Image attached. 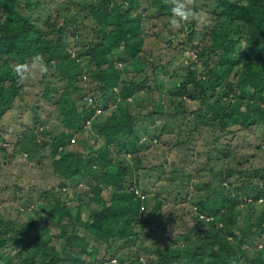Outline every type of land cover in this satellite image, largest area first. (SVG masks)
I'll return each mask as SVG.
<instances>
[{
    "label": "trees",
    "instance_id": "obj_1",
    "mask_svg": "<svg viewBox=\"0 0 264 264\" xmlns=\"http://www.w3.org/2000/svg\"><path fill=\"white\" fill-rule=\"evenodd\" d=\"M152 1L63 0L53 5L0 0V133L5 135L0 152L11 153L15 161L24 155L30 161L45 157L42 165L49 162L54 176L52 187L39 194L33 207L20 209L24 221L0 215V264H105L101 254L116 256L119 264H144L139 259L148 254V264H264V167L211 166L199 189L205 193L192 203L193 214L165 213L168 199L151 198L142 184L150 170L142 178L139 174L144 151L157 138L150 134L154 138L140 144L147 131L140 129L145 115L136 108L143 103L139 92L150 94L153 108L147 116L168 115L180 126L190 117V136L210 130L224 156L232 151L222 147V137L240 131L259 130L258 147L264 149V0H195L198 15L209 17L201 25L199 20L182 22L171 31L177 42L167 43L184 60L173 74H168L171 61L166 65L161 54L148 59L144 53L143 14ZM160 1L171 15L169 5ZM145 2L147 8L139 10ZM37 53L48 68L43 74L47 81L53 72L66 80L59 108L69 131L56 134L37 123L11 146L8 137L16 134L5 133L2 120L26 91V80L19 82L13 69ZM85 59L92 62L89 71L101 95L120 105L108 116L87 102ZM161 74L167 76V88ZM192 102L197 108H191ZM100 139L105 144L95 151ZM99 169L104 174L96 182ZM77 177L94 184L84 195L64 197ZM175 177L179 196L184 187L177 167L172 182ZM260 202L262 211L256 213ZM175 226L178 230L168 233ZM6 251H15L16 257L5 258Z\"/></svg>",
    "mask_w": 264,
    "mask_h": 264
},
{
    "label": "rangeland",
    "instance_id": "obj_2",
    "mask_svg": "<svg viewBox=\"0 0 264 264\" xmlns=\"http://www.w3.org/2000/svg\"><path fill=\"white\" fill-rule=\"evenodd\" d=\"M42 3L49 2L54 5V1L63 0H39ZM67 1V0H65ZM76 1V0H69ZM86 1V0H79ZM149 9L143 14L142 30L146 34V46L145 52L151 57L161 54V61L167 65L168 62V74H173L175 70H180L179 64L183 62V56L181 51L174 49L173 46L167 43L168 40H175L171 31L173 30L169 25V12L168 9L162 8V2L160 0H153L149 2ZM52 5V6H53ZM145 2L141 8H147ZM170 9V8H169ZM208 14L200 13L199 25L202 22L208 20ZM178 29V28H177ZM175 29V30H177ZM173 30V31H175ZM160 40V41H159ZM85 73L83 76V89L87 88L88 96L87 102L94 107H97V113L100 112L108 116L112 112L118 109V102L109 100L106 95H101V90L98 86V81L91 77L92 62L89 59H85L82 62ZM47 67V66H46ZM48 69V68H47ZM46 71L34 70L30 73L25 81V93L21 97H17L14 106L8 109L5 117L2 120V125L5 133L13 132L16 135H10L8 142H11V146L19 138L26 128H33L37 123L42 124L48 130H54L56 134H60L64 131H69V128L64 124L66 121L61 109L59 108V96L63 93L64 84L66 80L58 79L57 74L53 72L51 81H47L43 74ZM52 70H50V73ZM160 78L166 80L167 76L161 74ZM163 88H167L170 83H164ZM92 86L89 88V86ZM49 86L52 88L49 89ZM165 91V90H164ZM139 98L141 97L143 103L141 106L137 105V109H141V112L145 117L139 120L140 129L146 130L147 132L143 135L140 144L146 145L145 140H152L154 137L157 138V143L144 151L143 166L139 174L141 178L144 176L145 170H150L151 174L144 179L142 182L143 186L147 190V193L151 198L159 196L160 198H167V204L164 207V212L168 210L174 211L176 214H181L183 211L190 212L195 206L192 204L200 194L205 193L204 190H200L202 181L209 179V169L211 166L214 168H243L251 170L254 168L264 167V149L258 147L259 142L262 139L259 137V130H249L248 132L240 131L238 135L230 133L222 137L221 142L223 148L230 146V155H223L219 153V145L215 134L210 132L208 129L197 132L194 136H190L189 130L194 127V120L190 117H186L182 122L181 126L173 118L169 119L170 116L164 115L163 117L155 115V118L147 116V112H151L153 105L149 100L150 94L139 92ZM164 95H168L164 93ZM144 98V99H143ZM115 102V103H114ZM132 105L135 107V100H132ZM106 106V109L102 108V105ZM103 106V107H104ZM192 109L197 108V103H190ZM37 107V108H36ZM132 112L135 109L132 108ZM138 111L136 110L135 113ZM179 126L181 128H179ZM39 130L40 126H39ZM182 133L180 135V131ZM153 135L154 137H150ZM216 133V132H215ZM96 134L93 132L92 136ZM5 136L4 133H0V145L2 144L1 138ZM8 135H6L7 138ZM159 137V138H158ZM215 137V139L213 138ZM43 137H39L41 140ZM94 140V139H92ZM91 141V140H90ZM89 141V143H90ZM229 145H228V144ZM90 144H93L92 142ZM104 140H98L95 151H99L104 146ZM76 145V144H75ZM75 147L73 149H76ZM9 151L10 148L8 149ZM211 151V154L209 153ZM89 152V151H88ZM47 153L44 154V156ZM7 159L5 161V157ZM45 159V157H44ZM42 159V162L43 160ZM39 158L34 160H28L26 156L20 157L15 161L12 159L11 153L0 152V215L6 219H13L24 221L26 219L23 214L24 207H33V202L39 200V194L52 187L54 184V176L50 169V163L42 165ZM159 165V171H153V166ZM177 167L179 176L181 178V194L178 196L175 193L174 188L176 185H180L179 177H175L174 182L171 181V172ZM202 169H205L203 171ZM104 174L103 169H99L97 173L96 182H100ZM143 174V175H142ZM192 176V180L184 179L185 176ZM255 181V180H254ZM185 184L184 183H188ZM94 180L89 179L88 181L80 180V178H74L71 180V189L65 192L64 197L71 198L75 194L82 193L84 195L90 190ZM103 196L108 199L110 194L108 191L103 193ZM43 201V200H42ZM154 203L149 205L148 210L145 212L147 216L150 208ZM87 206L86 212H89V205ZM75 208V207H73ZM262 203L256 205L255 211L259 213L262 211ZM247 210V209H244ZM194 212V211H193ZM246 214V212H245ZM189 215L188 217H190ZM178 227H170L168 233H175ZM58 229L52 228V233L57 234ZM93 257L95 256V248L91 247ZM7 252V251H6ZM15 251H9L4 256L5 258H15ZM115 256V255H114ZM99 258L105 260V264H119L117 263V257H113L112 254H101ZM151 256L144 255L139 261L144 264H148L151 260ZM94 260V258H93Z\"/></svg>",
    "mask_w": 264,
    "mask_h": 264
},
{
    "label": "clouds",
    "instance_id": "obj_3",
    "mask_svg": "<svg viewBox=\"0 0 264 264\" xmlns=\"http://www.w3.org/2000/svg\"><path fill=\"white\" fill-rule=\"evenodd\" d=\"M164 3L170 7L169 25L173 30L179 28L182 22L199 20V15L194 10L195 0H164ZM13 70L18 76L19 82H23L32 71H47V67L43 55L37 53L30 62L17 64Z\"/></svg>",
    "mask_w": 264,
    "mask_h": 264
}]
</instances>
